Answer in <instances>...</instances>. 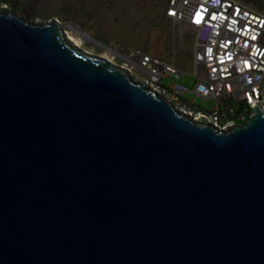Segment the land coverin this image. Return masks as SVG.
I'll use <instances>...</instances> for the list:
<instances>
[{"label": "water", "instance_id": "water-1", "mask_svg": "<svg viewBox=\"0 0 264 264\" xmlns=\"http://www.w3.org/2000/svg\"><path fill=\"white\" fill-rule=\"evenodd\" d=\"M219 130L0 12V264H264V101Z\"/></svg>", "mask_w": 264, "mask_h": 264}, {"label": "built area", "instance_id": "built-area-1", "mask_svg": "<svg viewBox=\"0 0 264 264\" xmlns=\"http://www.w3.org/2000/svg\"><path fill=\"white\" fill-rule=\"evenodd\" d=\"M164 16L194 34L193 75L198 82L193 93L214 99L215 105L207 110L185 100L189 90L180 82L162 84L163 77H181L174 63L140 50L116 51L124 61L130 59L129 66L124 65L134 80L179 113L194 121L203 119L219 130L250 120L254 107L263 109L264 11L254 1L168 0Z\"/></svg>", "mask_w": 264, "mask_h": 264}, {"label": "rangeland", "instance_id": "rangeland-1", "mask_svg": "<svg viewBox=\"0 0 264 264\" xmlns=\"http://www.w3.org/2000/svg\"><path fill=\"white\" fill-rule=\"evenodd\" d=\"M167 1L131 0L129 12L125 5L120 3L112 13H108L101 7L94 10V13L88 12L83 19H76L56 8L57 6L63 8L59 1L55 3L56 5H51V9L33 10L30 2H26V0H0V12L3 7H9L12 4L14 7H19L18 13L28 15L32 20L44 22L56 17L61 22L63 29L70 33L74 39L75 37L81 38L80 49L89 54L115 57V61L112 59L113 62L124 67L129 66V63L106 52L101 44L114 51H121V53L129 54L133 50H140L160 56L174 63L182 71L180 78H176L174 75L163 77L162 84L168 87L180 82L189 90L183 95L185 100H194L200 108L210 110L215 105V100H204L193 93L198 82V79L193 75L194 34L164 16ZM247 1H254L256 6L264 11V0ZM79 30L91 40L80 35Z\"/></svg>", "mask_w": 264, "mask_h": 264}, {"label": "flooded vegetation", "instance_id": "flooded-vegetation-1", "mask_svg": "<svg viewBox=\"0 0 264 264\" xmlns=\"http://www.w3.org/2000/svg\"><path fill=\"white\" fill-rule=\"evenodd\" d=\"M57 1H59L60 5L62 4L63 8L61 6H57L56 8L63 10L64 13L70 14L72 17L74 16L76 19H83L86 17L88 12L94 13V10L101 7H103L108 13H112L114 12L116 6H119L120 3L125 5L128 12L131 8V0H26V2H30L33 10H39V8L51 9V5H56L55 3H57ZM4 8H7L10 12L24 20L34 21L37 23H46L51 20H56L61 25V22L56 17L48 21L41 22L30 19L28 15L18 13L19 7H14L12 4H10L9 7H3V9Z\"/></svg>", "mask_w": 264, "mask_h": 264}, {"label": "bare ground", "instance_id": "bare-ground-1", "mask_svg": "<svg viewBox=\"0 0 264 264\" xmlns=\"http://www.w3.org/2000/svg\"><path fill=\"white\" fill-rule=\"evenodd\" d=\"M78 29V28H77ZM77 31V30H76ZM79 34L80 35H82L84 38H89L86 34H83V33H81V31L79 30ZM66 35H67V37L72 41V43H74L75 45H77V46H79L80 44H81V38H76L75 37V39H74V37H72L71 36V34L70 33H68V32H66ZM90 40H91V38H89ZM101 44V43H100ZM102 45V47L104 48V50L106 51V52H108V53H112L113 55H118L117 54V52L116 51H114L113 49H111L110 47H107V46H105V45H103V44H101ZM104 58H106V59H108V60H111L112 61V58H110L109 56H103ZM124 59H125V61H130V59L129 58H125L124 57Z\"/></svg>", "mask_w": 264, "mask_h": 264}]
</instances>
